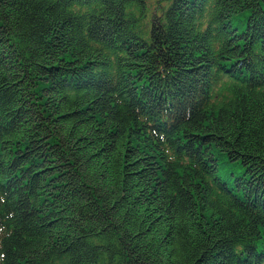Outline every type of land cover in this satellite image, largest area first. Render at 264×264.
Masks as SVG:
<instances>
[{"label":"trees","instance_id":"obj_1","mask_svg":"<svg viewBox=\"0 0 264 264\" xmlns=\"http://www.w3.org/2000/svg\"><path fill=\"white\" fill-rule=\"evenodd\" d=\"M0 264H264V0H0Z\"/></svg>","mask_w":264,"mask_h":264},{"label":"rangeland","instance_id":"obj_2","mask_svg":"<svg viewBox=\"0 0 264 264\" xmlns=\"http://www.w3.org/2000/svg\"><path fill=\"white\" fill-rule=\"evenodd\" d=\"M234 172L236 175L239 174L241 171H242V167H234L232 169H230L229 167L227 168V171H226V174H225V177H228V178H232V174L231 172Z\"/></svg>","mask_w":264,"mask_h":264}]
</instances>
